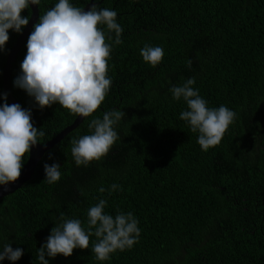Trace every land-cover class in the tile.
Segmentation results:
<instances>
[{
    "label": "trees",
    "instance_id": "1",
    "mask_svg": "<svg viewBox=\"0 0 264 264\" xmlns=\"http://www.w3.org/2000/svg\"><path fill=\"white\" fill-rule=\"evenodd\" d=\"M88 2L69 0L80 8ZM94 2L98 10L116 11L123 29V42L116 45L115 33L99 26L112 45V84L98 109L44 153L30 179L0 199V248L11 242L23 250L14 264H40L37 249L60 218L81 220L87 232L88 209L104 199L105 213L131 212L138 220V242L98 261L91 235L88 249L46 257L49 264H264V0ZM57 3L40 0L38 20ZM21 15L29 19L30 8ZM19 34L9 30L0 51V93ZM27 38L12 65L10 89L22 108H31L43 145L76 116L59 104L40 110L14 87ZM145 44L164 50L156 67L140 56ZM188 78L195 79L192 87L209 108L224 105L236 114L220 143L207 151L197 143L199 133L179 118L186 102L174 100L169 90ZM112 110L125 113L115 125L119 139L107 155L77 166L71 140L92 134L91 120ZM53 163L61 165V178L49 184L43 166ZM112 184L119 190L110 192Z\"/></svg>",
    "mask_w": 264,
    "mask_h": 264
},
{
    "label": "clouds",
    "instance_id": "2",
    "mask_svg": "<svg viewBox=\"0 0 264 264\" xmlns=\"http://www.w3.org/2000/svg\"><path fill=\"white\" fill-rule=\"evenodd\" d=\"M40 0H0V51L5 50L9 40L8 31L21 33L28 24V17L21 13L29 5H39ZM115 33L114 44L119 45L123 29L117 23V12L107 8L97 9L95 2L85 11L75 7L69 0H58L50 10L39 17L33 25L26 42V55L20 64V73L13 81L32 98L34 105L43 110L59 104L77 117H88L101 105L112 81L107 77L108 59L112 45L106 43L104 31ZM108 40L112 36L108 35ZM143 61L156 67L163 59L164 50L159 46H145L140 50ZM191 60L187 61L191 67ZM194 78H188L182 85L169 90L174 100L186 102L187 110L180 113V119L188 122L192 132H198L197 143L203 151L220 143L236 114L228 107L209 108L207 101L192 86ZM7 93H0V185L15 182L23 166L24 157L37 145L43 131L33 126L31 108L20 104H8ZM125 117L122 110L103 114L102 119H93L88 127L90 135L71 140V154L77 166H87L93 160L107 155L119 139L115 130ZM51 158V157H49ZM45 179L49 184L60 180L61 165L44 164ZM120 186L112 184L109 191ZM100 192L105 189L101 187ZM106 200L100 199L87 211L88 231L79 219H64L50 230L45 243L37 249L40 264H49L48 258L57 255L69 257L74 249H88L89 238L94 235L97 242L92 252L98 261H107L110 254L130 249L138 242L140 229L138 220L131 212H118L115 216L105 213ZM23 250L13 249L11 242L0 248V261L19 260Z\"/></svg>",
    "mask_w": 264,
    "mask_h": 264
},
{
    "label": "water",
    "instance_id": "3",
    "mask_svg": "<svg viewBox=\"0 0 264 264\" xmlns=\"http://www.w3.org/2000/svg\"><path fill=\"white\" fill-rule=\"evenodd\" d=\"M94 0H89V2L83 8L85 11L91 7V4ZM96 3V2H95ZM98 3H96L97 5ZM31 10L30 18L28 19V24L24 26L22 32L17 37L16 41L14 42L10 52L7 55L5 65L2 71V88L3 93H7V101L8 103L14 104L17 103L14 97L12 96L11 89H10V75L12 65L15 61V58L22 47L24 41L26 40L27 36L29 35L30 31L33 28V25L38 20V9L37 5H29ZM83 118L77 117L74 119L73 123L68 127L64 128L60 133H58L52 140L46 142L45 144L41 145L37 143L34 147L30 149L28 153L27 162L23 165L21 169V174L19 178L6 186L0 185V199L3 197L13 193L17 189H19L30 177L32 176L34 169L38 162L43 157L44 153L50 150L54 145L58 144L65 136H67L70 132H72L77 126L82 122Z\"/></svg>",
    "mask_w": 264,
    "mask_h": 264
}]
</instances>
